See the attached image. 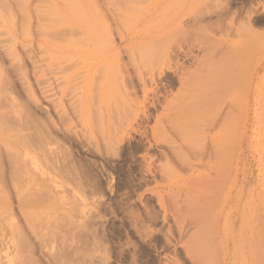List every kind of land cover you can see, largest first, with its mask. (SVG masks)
<instances>
[{"label": "rangeland", "instance_id": "374dc122", "mask_svg": "<svg viewBox=\"0 0 264 264\" xmlns=\"http://www.w3.org/2000/svg\"><path fill=\"white\" fill-rule=\"evenodd\" d=\"M0 166V264H192L213 219L225 264H264V0H0Z\"/></svg>", "mask_w": 264, "mask_h": 264}, {"label": "bare ground", "instance_id": "6f19581e", "mask_svg": "<svg viewBox=\"0 0 264 264\" xmlns=\"http://www.w3.org/2000/svg\"><path fill=\"white\" fill-rule=\"evenodd\" d=\"M206 70H207L206 71V75L208 73L210 75V77L206 78L205 81L203 82V87H204V90H205L206 94L211 93V88H215V85L212 86L211 82H214V83L215 82H220L221 91H223V92L229 90V88L231 89V87H230L231 86V81H230V76H229V72L231 70L234 73L232 71L231 72L234 75H236V77H237V71H234L233 69L228 70V67H226V68L224 67L222 69L215 68L213 71H210L208 69H206ZM235 72H236V74H235ZM215 77H217L216 80H215ZM238 77L240 78L239 75H238ZM212 78H214V79H212ZM239 78H237L236 80H239ZM178 79L180 81L181 80V76H179ZM241 79H242V77H241ZM183 87L184 86H182V88ZM209 102H210V105H212V104L214 105L213 106L214 109L213 108L211 109L212 120L209 123V126L211 125L212 129H214V127L216 126L218 131L215 133V136H219L221 132L222 133L226 132L225 123H226V119L228 117L227 115H229L230 112L227 111L228 110V106L227 105H225V107L223 108L222 106H220L221 103H219V104L217 103L216 104V102H215V104H214L213 100H210ZM207 130H208V132H211V129L209 130V128H208ZM218 143H219V140L218 141H214V142L211 143L212 145L209 147V149H202V151L200 153L203 156V158H205V156H206L207 160L204 159V162L202 161L203 164H201V165L205 169H208V170H210L211 172H213L215 174H220V173L224 174L226 172H229L230 169H231V158H232V155H231V153H230V151H229V149L227 147H224V148H223V146L220 147L218 145ZM204 145H205L204 146V148H205L206 144H204ZM217 149H219V151ZM218 152H219L220 156H215ZM213 154H214V157L212 156ZM201 160H203V159H201ZM179 165L181 167H186V166H188L190 168L192 167L189 162L184 161V160H182V162H179ZM7 166H9L7 168H9V170H10V172H9V182H10V185H11V189L13 187L14 190L13 189L12 190L15 191V196H16V201H17V209H19V211H20V205L23 204L24 202H27L26 199L22 198V195H21L22 194L21 193L22 189H20V185H22V184L25 185V183H26V186H28L30 180H32L31 179L32 177L29 178L28 173L27 174L26 173L25 174L22 173V171L20 170V163L18 162V158H17L15 152H12L9 155ZM3 167L4 166H2L1 169L5 168V167L4 168ZM3 172L5 173V171H1V173H3ZM23 174H24V176H26V178L25 177H21V175L23 176ZM21 178H23V179H21ZM24 179L25 180L27 179L28 183H27V181L26 182L23 181ZM189 180H190V183H189V187L190 188H193V189L205 188L206 191L210 193V189H211V187L209 185L210 179H209V177L207 175H205V173H198L196 175H193V176H191L189 178ZM9 182L7 181V177L4 174L0 175V195L6 193V191L4 190V187H7ZM207 182H208V184H207ZM31 183H32V181H31ZM10 185H8V187ZM31 188H32V186H31ZM30 190H32V189H30ZM36 196H37V194H36ZM36 196L33 197L34 200H37L38 196H39L38 198H40L39 194H38L37 197ZM209 198H210L209 194L206 193L207 202L209 201ZM28 199L32 200V198L31 199L28 198ZM11 212H12L11 208L7 207L6 210L2 214H10ZM65 220H66V218H65ZM7 221H8V219H7L6 216L2 217V215H0V224L6 223ZM212 222L213 223H211V229H209V233L207 235V242H206L207 244L205 246L206 250H204V249L196 250V247H191L189 249V253H187V256L194 258L192 260V264H199L197 262V258L200 259V257H203V256H204V263L203 264H223L224 263V261L222 259V256L220 255V252H219L218 240H217L216 234H215V225H216L215 219H213ZM213 224H214V230H213V227H212ZM11 226L14 227L13 225H11ZM208 228H209V225H208ZM17 233H19V232L17 231ZM9 234H11V233L9 232ZM5 238H6V233L3 232V229L1 228L0 229V243H1V245H4V247L6 246V243L9 242V240L6 242ZM18 241L20 242V240H18ZM18 241L17 242H13V243H19ZM19 245H21V244H19ZM19 245L18 244L17 245L13 244L11 246H12V248L14 250H16L20 254V248L22 247V245H21V247ZM22 258H24V256H22ZM23 260L27 261V259H23ZM56 261H57V258H56ZM65 261H66V258H65L64 262ZM64 262L62 261L63 264H65ZM58 264H60V262Z\"/></svg>", "mask_w": 264, "mask_h": 264}]
</instances>
